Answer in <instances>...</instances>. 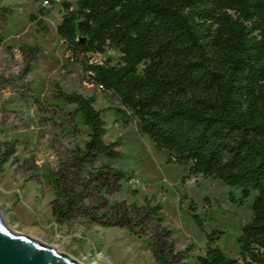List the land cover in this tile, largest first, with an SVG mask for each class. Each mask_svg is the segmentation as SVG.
<instances>
[{
  "label": "trees",
  "instance_id": "1",
  "mask_svg": "<svg viewBox=\"0 0 264 264\" xmlns=\"http://www.w3.org/2000/svg\"><path fill=\"white\" fill-rule=\"evenodd\" d=\"M56 27L72 59L83 58L92 83L112 92L167 161L188 176L221 181L240 190L239 204L255 192L251 220L238 237L239 257L216 246L221 231L206 234L198 264H264V0H77L62 2ZM40 12H46L40 8ZM117 51L121 62H91L97 54ZM89 129L81 163L99 155L116 159L118 142L105 144L106 122L93 97L72 95ZM62 165L53 174L56 222L76 213L95 225L129 229L137 236L152 215L158 230L151 238L157 264H187L191 246L175 251L171 232L161 227V206L131 209L86 204L92 194H110L126 173L102 167L78 182ZM190 208L195 204L190 200ZM146 211L142 212V209ZM193 218L203 229V222Z\"/></svg>",
  "mask_w": 264,
  "mask_h": 264
},
{
  "label": "rangeland",
  "instance_id": "2",
  "mask_svg": "<svg viewBox=\"0 0 264 264\" xmlns=\"http://www.w3.org/2000/svg\"><path fill=\"white\" fill-rule=\"evenodd\" d=\"M63 1L76 8L77 0L52 2L47 8L38 0H0V215L12 230L39 239L81 264H157L151 238L158 228L151 214L141 236L126 228L95 225L78 213L62 222L53 218V174L60 166L71 165L69 173L82 182L108 165L126 173L120 187L110 194L89 193L86 204L99 202L100 211L113 204L129 209L160 205L161 227L171 232L175 251L191 246L187 264H198L206 234L214 230L222 232L216 246L238 258V237L251 220L255 192L239 204L234 201L240 196L238 188L212 178L186 177L185 167L169 163L168 152L140 134L137 122L119 111L123 107L116 96L91 82L83 58L70 57L56 33ZM105 60L118 65L121 55L108 50L91 62ZM72 95L94 98L93 106L102 110L106 122L103 141L118 142L114 146L118 158L99 155L93 161L78 160L89 129L74 112L76 105L68 101Z\"/></svg>",
  "mask_w": 264,
  "mask_h": 264
},
{
  "label": "water",
  "instance_id": "3",
  "mask_svg": "<svg viewBox=\"0 0 264 264\" xmlns=\"http://www.w3.org/2000/svg\"><path fill=\"white\" fill-rule=\"evenodd\" d=\"M0 264H81L68 254L12 230L0 215Z\"/></svg>",
  "mask_w": 264,
  "mask_h": 264
},
{
  "label": "built area",
  "instance_id": "4",
  "mask_svg": "<svg viewBox=\"0 0 264 264\" xmlns=\"http://www.w3.org/2000/svg\"><path fill=\"white\" fill-rule=\"evenodd\" d=\"M40 5L43 6V7H49L52 2H55V4H58L60 3V0H38ZM100 88H102L101 86H99ZM136 184H139L137 181H136Z\"/></svg>",
  "mask_w": 264,
  "mask_h": 264
}]
</instances>
